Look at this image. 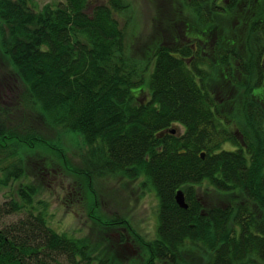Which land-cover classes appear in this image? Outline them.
<instances>
[{"label":"trees","instance_id":"trees-1","mask_svg":"<svg viewBox=\"0 0 264 264\" xmlns=\"http://www.w3.org/2000/svg\"><path fill=\"white\" fill-rule=\"evenodd\" d=\"M178 1L184 9H175V28L144 64L129 52L116 19L130 12L128 0L44 7L0 0V57L10 68L0 74V152L45 147L63 159L52 134L79 133L86 150L71 171L86 183L93 208L97 179L121 176L152 188L159 202L152 237L121 216L89 215L122 229L138 264H264V19L247 33L240 28L244 6L264 0H203L205 19L198 0ZM13 80L22 91L10 105L4 99ZM142 86L150 98L138 104ZM233 92L242 97L236 109ZM21 160L3 169L0 185L22 178ZM38 160L46 177L42 170L53 161ZM179 190L188 209L176 202ZM36 193L31 184L19 186L25 203ZM22 208L14 199L0 205V264H111L85 237L55 231L43 212L3 225Z\"/></svg>","mask_w":264,"mask_h":264},{"label":"rangeland","instance_id":"rangeland-1","mask_svg":"<svg viewBox=\"0 0 264 264\" xmlns=\"http://www.w3.org/2000/svg\"><path fill=\"white\" fill-rule=\"evenodd\" d=\"M64 0H36L39 7L45 5H56ZM108 0H89L90 6L107 4ZM132 5L129 13L117 14L116 19L127 32V43L129 52L138 61L147 64L151 57H155L153 50L159 48L162 38L169 37L166 29L175 28L176 7L184 9L183 3L178 0H128ZM264 3H248L244 6L248 10L243 16L240 28H244V33L252 29L251 23H262L264 14L261 9ZM249 8V9H248ZM90 9V8H89ZM133 9V12H132ZM198 9H196V12ZM169 12L167 16L162 13ZM250 15L249 21L247 16ZM205 19L204 16H201ZM260 27V26H259ZM263 32L264 29L258 30ZM149 52V53H148ZM137 65V64H135ZM10 73L9 63L0 57V74ZM147 80V74H146ZM216 90V83L213 84ZM138 104L150 98L148 89L145 86L138 87ZM21 87L13 80V87L8 90L4 99L7 104L13 105V100L21 93ZM0 92V97L2 98ZM234 100L233 108L241 106L242 97L232 93ZM136 100V99H135ZM61 141L64 158L59 157L56 152L40 147L30 148L20 146L17 152L12 151L15 147L10 145L9 149L0 152V178L5 179L3 169L11 163L21 160L23 168L22 178L14 179L10 176L8 185H0V205L5 201L14 199L19 201L24 208L19 214L6 217L2 223L9 225L16 223L20 218L25 217L27 212H43L48 224L57 232L67 235L85 237V239L95 248L100 255L107 256L109 263L116 264L119 260L125 264H138V251L134 244L122 243L121 239L126 237L122 229H110L107 220L103 222L91 220L99 213L107 218H117L121 216L124 220L131 221L138 232L144 236L152 237L157 230L159 202L154 190L150 187H140L141 182H131L123 177H108L97 179L94 183V191L98 195L99 208L92 207V196L88 192V187L84 181H80L72 173L73 168L81 166V153L86 150L83 145V138L79 133L61 130V133L54 131L51 142ZM12 146V147H11ZM39 147V146H38ZM225 148L233 149L231 143H226ZM40 157V158H39ZM51 158L53 165L47 170L44 168V177L41 171L43 164L36 163L38 159ZM42 162L44 163V161ZM94 164V163H93ZM39 168V169H38ZM72 168V169H71ZM33 185L37 193L33 197L32 203H25L18 195L19 186ZM220 202V199H216ZM214 200V201H216ZM91 218H90V213Z\"/></svg>","mask_w":264,"mask_h":264},{"label":"flooded vegetation","instance_id":"flooded-vegetation-1","mask_svg":"<svg viewBox=\"0 0 264 264\" xmlns=\"http://www.w3.org/2000/svg\"><path fill=\"white\" fill-rule=\"evenodd\" d=\"M202 1L203 0H198V2H199L198 13L200 14V16H202V13L204 11L210 12V9L207 8V6H206L207 3L206 2H202ZM219 1H221L223 4H225L227 2L226 0H219ZM210 2H211V0H210ZM210 20H211V27L217 28L218 17L215 16V15H213V16L210 15ZM204 43H205V41H204L203 37H201L200 40H199L200 48L198 49V52L199 53L201 52V53H203L205 55V48H203V44ZM176 132H177V129H175L172 134H174Z\"/></svg>","mask_w":264,"mask_h":264},{"label":"water","instance_id":"water-1","mask_svg":"<svg viewBox=\"0 0 264 264\" xmlns=\"http://www.w3.org/2000/svg\"><path fill=\"white\" fill-rule=\"evenodd\" d=\"M174 132V130H172ZM204 157V156H203ZM176 202L177 204L183 208V209H188V205L186 204V200H185V194L182 190H179L177 192V195H176Z\"/></svg>","mask_w":264,"mask_h":264}]
</instances>
